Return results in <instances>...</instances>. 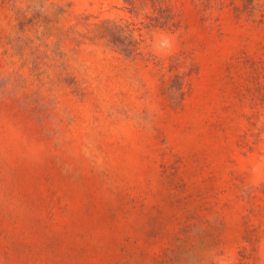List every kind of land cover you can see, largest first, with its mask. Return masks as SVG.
<instances>
[{"label":"rangeland","instance_id":"rangeland-1","mask_svg":"<svg viewBox=\"0 0 264 264\" xmlns=\"http://www.w3.org/2000/svg\"><path fill=\"white\" fill-rule=\"evenodd\" d=\"M0 264H264V0H0Z\"/></svg>","mask_w":264,"mask_h":264}]
</instances>
